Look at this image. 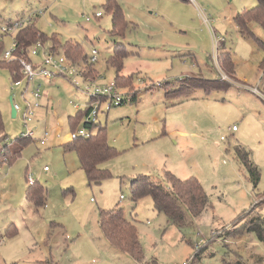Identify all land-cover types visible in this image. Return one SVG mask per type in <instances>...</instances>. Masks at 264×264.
<instances>
[{"label":"rangeland","instance_id":"1","mask_svg":"<svg viewBox=\"0 0 264 264\" xmlns=\"http://www.w3.org/2000/svg\"><path fill=\"white\" fill-rule=\"evenodd\" d=\"M115 1L127 23L120 30L104 6L108 0H0V27L32 16L49 39L60 42L47 41L45 49L64 54L62 46L72 42L86 57L100 52L93 67L99 85L116 80L115 54L124 57L121 74L134 75L136 85L135 91L120 89L126 102L99 116L97 124L117 153L100 165L111 176L91 184L77 154L65 149L75 107L86 111L88 84L60 75L14 86L10 71L0 66L7 134L0 150L28 132L22 114L13 118L12 102L25 111L41 86V107L29 123L35 142L16 164L0 160V264H264V240L250 229L251 220L264 218V48L234 22L257 0ZM251 28L264 41V29L256 22ZM14 34L1 38L2 58L14 48ZM43 53L32 57L35 64ZM224 53L231 55L235 75L218 67ZM45 132L50 137L41 143ZM239 151L261 173L256 187ZM167 173L199 181L208 200L199 216L182 206L173 221L152 197L135 200V179L146 175L171 186ZM29 174L46 189L39 212L25 200ZM115 208L137 227L143 260L112 249L102 232L100 210Z\"/></svg>","mask_w":264,"mask_h":264},{"label":"trees","instance_id":"2","mask_svg":"<svg viewBox=\"0 0 264 264\" xmlns=\"http://www.w3.org/2000/svg\"><path fill=\"white\" fill-rule=\"evenodd\" d=\"M104 6L112 13L113 23L116 29L120 30L122 26L127 25L123 9L115 0H108ZM234 21L244 37L254 39L258 45L264 48V41L258 38L251 28V24L256 22L264 29V0H257V5L255 7L239 12L234 17ZM13 23L11 22L4 26L5 31L0 35V66L7 68L10 71L14 81H20L23 79L20 63L2 58L4 43L1 38L8 33L7 29L12 26ZM14 35L15 42H17L15 55L18 57L27 58V49L37 43L45 44L47 41H52L54 45L60 44L55 37L49 39L37 27L33 21V17H31V20L22 28L15 32ZM62 49L65 50L63 53L74 63L75 61L83 60L88 65H84L83 67L85 70L84 77H96L97 73L93 68L94 65L87 62V57L84 55L81 45L76 44V46H74V43L68 42L62 46ZM115 55L116 56L111 58V61L116 68L117 74L115 81L118 88L121 89L127 84H133L135 77L134 75L129 78L122 77L121 72L124 68V57L122 58V56ZM217 63L218 67L223 72H228L230 75H234V62L229 53L221 54ZM75 64L80 66L81 61ZM86 66L90 69L86 68ZM261 68L264 70V62L262 63ZM188 96L190 95H187V98ZM86 114L87 111L77 114L76 117L70 118L72 132H75L80 128H78L77 125L79 124L80 119L85 118ZM82 127L90 130V136L80 137L74 141H70L65 149L67 152H75L77 154L81 168L86 173L90 183L99 184L102 180L111 176V172L100 169V165L115 157L117 151L108 144L107 131L100 123L90 125L84 122ZM0 137V143L5 144L7 134L5 133V122L1 112ZM31 140L32 139L28 137L21 136L13 142L12 146L15 145L14 148H10L11 145L9 146L8 144L3 145L0 150V160L12 165L14 161L20 157L22 151L28 146ZM238 154L240 160L249 171L251 181L256 187L261 179L260 171L253 165L248 153L239 151ZM167 177L171 186L163 185L161 182L155 181L146 175L135 179L132 183L135 200L137 201L138 199L147 196L152 197L156 209L165 213L173 221L175 218H179L182 206L188 207L193 215L199 216L202 211L206 209L208 203L207 196L199 181L196 178L183 180L170 173H167ZM26 196L27 201L32 204L37 211L43 208L46 204V189L40 182L36 181L33 184H29ZM99 225L114 250L122 254L130 255L138 261L143 260V252L138 237L137 227L126 218L122 209L115 208L113 210H100ZM250 229L255 231L260 239L264 240L263 217L251 220Z\"/></svg>","mask_w":264,"mask_h":264},{"label":"built area","instance_id":"3","mask_svg":"<svg viewBox=\"0 0 264 264\" xmlns=\"http://www.w3.org/2000/svg\"><path fill=\"white\" fill-rule=\"evenodd\" d=\"M194 1L195 0H189ZM35 15V14H34ZM102 13H96V17H102ZM199 15L201 16V19L203 22L210 24V21L205 18L204 14L202 13V10H199ZM31 17H29L28 21L31 20ZM27 23L26 20H21L14 22L12 26L8 27L7 32L8 33H15L20 28H22ZM2 28V31H5L4 26L0 27ZM211 30V34H212ZM215 40V38H213ZM17 49V42L14 44V48L10 51H6L4 53L3 59L9 60V61H17L21 65L22 75L23 79L20 81H15L14 86H20L22 84V81L26 79L28 81L27 86H29L31 83H33L37 76H42L46 79H52L60 75L68 76H80L84 79V81L88 84L87 93L89 94V102L86 105V111L87 114L85 115L86 121L85 123H88L90 125L97 124L100 114L102 113H108V111L115 106H120L126 102L125 97L123 94L120 93V89L117 86V83L115 80L110 81L107 85H99L98 79L99 76H96L95 78L84 77V68L76 65L74 62H72L65 54H60L59 52L53 51L51 48L45 49L44 44L37 43L33 46L29 47L27 49V58L25 57H18L15 55V51ZM40 49H43L44 53L43 60L40 62V64H35L32 60V57L39 55ZM100 52L97 49H93L90 57H87V62L91 65H95L98 63V57ZM85 65H87L85 63ZM223 79H228L223 74ZM39 86L35 91L33 92V96L35 98L34 102L28 103V106L25 111H23L19 105L14 104L15 108L17 110V116L22 114L23 118V124L27 128L28 132L26 134H23L22 136L28 137L30 139H34L35 136V130H32L29 128V123L32 120L33 111L34 108L41 107L40 105V88ZM255 92L260 93L257 89H255ZM261 94V93H260ZM85 111V112H86ZM75 113H83V109L80 108V106L75 107ZM233 131L237 130V127H233ZM91 134L90 130L86 129L85 127H80L77 131L71 132L70 134V140L74 141L80 137H89ZM50 137L49 132H45V135L43 137V142L46 143ZM45 171H49V168L46 167ZM28 181L30 184H33L35 182L32 175L28 176ZM183 264H189L188 262H185Z\"/></svg>","mask_w":264,"mask_h":264},{"label":"crops","instance_id":"4","mask_svg":"<svg viewBox=\"0 0 264 264\" xmlns=\"http://www.w3.org/2000/svg\"><path fill=\"white\" fill-rule=\"evenodd\" d=\"M234 22H235V21H234ZM237 28H238V27H237ZM238 30H239V29H238ZM79 45H80V44H79ZM81 46H82V45H81ZM86 56H87V55H86ZM84 57H85V56H84ZM80 61H82V60H80ZM80 61H79V62H80ZM95 70H96V69H95ZM98 75H99V74H98ZM121 75H122V74H121ZM234 75H235V73H234ZM131 76H133V75H132V74H127V75H126V74H123V75H122V77H124V78H129V77H131ZM235 77H236V76H235ZM129 88H134V91H135V90H136V85H135V83L133 82V84H131V85H130V84H129L128 86L126 85V86H124L123 88H121V90H129ZM218 89H219V88H218ZM121 90H120V91H121ZM70 120H71V119H70ZM58 135H60V134H58ZM57 137H58V136H57ZM56 139H58V138H56ZM39 141H40L41 143H44V142H43V138H42V140H39ZM70 141H71V140H69L68 143H70ZM32 142H35V140L32 139V140L29 142L28 146H30ZM68 143H67V144H68ZM12 144H13V143H12ZM12 144H11V145H12ZM28 146H26V147L24 148V150H25L26 148H28ZM24 150L22 151L20 157L14 161L13 165L16 164L17 161H18L19 159H22V156H23V152H24ZM66 153H67V152H66ZM46 167H47V166H45V168H46ZM44 171H45V169H44ZM45 172H47V171H45ZM29 175H31V174H29ZM33 178H34V180H35V177H33ZM37 182H40V180L37 181ZM40 183H41V182H40ZM29 184H30V183L28 182L27 185H26V186H27V190H28ZM41 184H42V183H41ZM42 185H43V184H42ZM27 190H26V192H27ZM25 200H26V202H27L28 205H30L31 207H34L32 204H30V203L27 201V196H26V194H25ZM34 208H35V207H34ZM35 210H36V208H35ZM36 212H39V211L36 210ZM11 225H12V224H11ZM52 225H53V224H52ZM9 226H10V225H9ZM48 236H49V233H48ZM107 241H108V240H107ZM45 243H46V242H45ZM55 246H56V245H55ZM55 246H54V248H53L54 251L56 250V249H55V248H56ZM112 249H113V248H112ZM119 253H120V252H119ZM50 257H52V253L50 254ZM44 263H45V262H44Z\"/></svg>","mask_w":264,"mask_h":264},{"label":"water","instance_id":"5","mask_svg":"<svg viewBox=\"0 0 264 264\" xmlns=\"http://www.w3.org/2000/svg\"><path fill=\"white\" fill-rule=\"evenodd\" d=\"M12 116H13V118L17 117V110H16L15 105L13 104V102H12Z\"/></svg>","mask_w":264,"mask_h":264}]
</instances>
